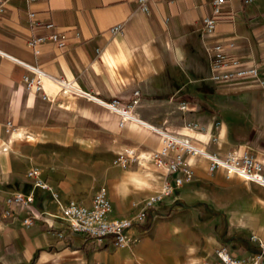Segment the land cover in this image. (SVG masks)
<instances>
[{"label":"crops","instance_id":"0c3cea01","mask_svg":"<svg viewBox=\"0 0 264 264\" xmlns=\"http://www.w3.org/2000/svg\"><path fill=\"white\" fill-rule=\"evenodd\" d=\"M137 2L5 0L0 52L129 106L141 124L119 125L117 115L65 98L47 80L41 91L27 90L24 79L35 76L0 56V197L31 196L33 212L53 223H1L0 264H213L220 248L244 258L264 244V188L210 173L206 159L186 155L193 178L177 187L180 174L144 160L163 146L154 130L222 159L264 154V0H227L211 33L202 23L211 0H147L148 14ZM53 35H64L67 46L56 47ZM36 38H44L38 55L27 45ZM216 45L231 63L213 67L209 49ZM245 70L258 75L214 79ZM120 156L125 168L115 163ZM167 186L170 195L143 211ZM101 188L110 220H134L125 247L111 238L92 244L60 220L62 205L89 208Z\"/></svg>","mask_w":264,"mask_h":264},{"label":"built area","instance_id":"2783aa9c","mask_svg":"<svg viewBox=\"0 0 264 264\" xmlns=\"http://www.w3.org/2000/svg\"><path fill=\"white\" fill-rule=\"evenodd\" d=\"M226 1L227 0H211V15L202 22L203 29L207 33L213 31L216 23L221 18ZM255 1L256 0H244V3L251 4ZM137 3L144 13H149L147 0H138ZM5 13V0H0V19ZM28 17L32 18L33 15L29 14ZM116 30H118V28L114 31ZM49 41L58 48H65L67 46V38L64 35L50 36ZM43 42L44 38H36L28 41L27 45L34 51L35 55H38L39 52L37 47ZM209 53L213 58L214 68L224 67L231 63L221 46L216 45L211 47ZM0 56L9 58L20 64L35 76L34 80H28L27 78L24 79V84L27 90L39 92L42 90V82L47 80L53 83L59 89L60 94L65 98H82L117 115L120 119L119 125H121L123 121L138 122L141 124V122L131 115L129 106L120 105L116 100L104 102L96 96L77 88L73 82H68L63 78H51L38 68L16 61L2 52H0ZM257 75V70H245L234 74L215 76L214 79L218 81L247 76L256 77ZM154 131L161 137L163 146L160 150L148 154L144 160L153 162L157 167L167 166L169 174H180L175 180V185L177 187L184 183L191 182L193 178L190 166L184 159V156L186 155L190 158L202 157L206 159L209 162L208 171L210 173L222 170L227 177H238L244 181L264 188V154L259 157L248 154H232L227 158L222 159L214 154H209L196 148L184 138L166 132ZM172 151L175 152V154L170 160H168L170 152ZM132 155L131 152L127 153V157L131 160H133ZM115 163L122 168H125L127 159L120 156L116 159ZM29 176L36 177V172L31 171ZM35 185L43 190H49L47 184L39 182L38 180H36ZM170 193L171 188L168 186L165 187L161 194L151 198L145 203L143 211L151 208L155 203L161 202L166 196H169ZM52 201L54 204H58L56 193H52ZM32 203L33 199L31 196H26L21 193H15L6 196L5 198L0 197V224L4 221H20L25 228L29 229L36 223L40 222L48 228H52L53 223H50L49 221V219H52V216L48 214L36 215L33 212ZM60 212V220L66 231L70 234H82L92 244L100 245L105 239L111 238L113 239L115 248H122L129 242L128 230L132 228L134 220L109 219L111 204L108 199L107 191L104 188L99 189L94 194L92 205L89 208L70 202L66 205H62L60 207ZM21 214H23V218L19 220ZM143 216L144 212L140 213L137 219L141 221ZM58 236L61 237L62 235ZM252 241L256 242V238L252 237ZM216 259V262L213 264H264V244H260L257 252L251 253L244 258H237L226 248H220L216 252Z\"/></svg>","mask_w":264,"mask_h":264}]
</instances>
